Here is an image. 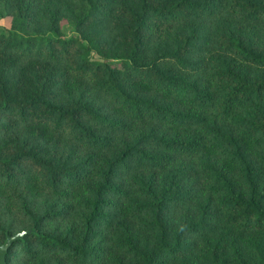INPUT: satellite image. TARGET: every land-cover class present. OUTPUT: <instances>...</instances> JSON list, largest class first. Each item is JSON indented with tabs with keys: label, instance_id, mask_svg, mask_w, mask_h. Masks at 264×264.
Wrapping results in <instances>:
<instances>
[{
	"label": "trees",
	"instance_id": "1",
	"mask_svg": "<svg viewBox=\"0 0 264 264\" xmlns=\"http://www.w3.org/2000/svg\"><path fill=\"white\" fill-rule=\"evenodd\" d=\"M6 19L0 247L31 232L7 264H264V0H0Z\"/></svg>",
	"mask_w": 264,
	"mask_h": 264
},
{
	"label": "rangeland",
	"instance_id": "2",
	"mask_svg": "<svg viewBox=\"0 0 264 264\" xmlns=\"http://www.w3.org/2000/svg\"><path fill=\"white\" fill-rule=\"evenodd\" d=\"M10 24H11V22H10L9 19L3 20V21L0 20V25L2 27L9 28ZM61 29H62V31L64 32V34L67 37H71V36H73L75 34L74 29L72 28V26L69 24V22L66 19L62 21ZM83 89H84V87H82V85L81 86H75V89H69V92L74 94V95H78V94L80 95ZM28 231H30V230H28ZM140 236H142V234ZM106 255H107V253H103L102 256H101L102 259H104L106 257ZM69 261L71 263L62 262V264H76V262L74 260H72V259H69ZM22 262L23 263H21V264H29V263L30 264H35V262H33V261H29V262L22 261ZM58 262L59 261H54V263H58Z\"/></svg>",
	"mask_w": 264,
	"mask_h": 264
},
{
	"label": "water",
	"instance_id": "3",
	"mask_svg": "<svg viewBox=\"0 0 264 264\" xmlns=\"http://www.w3.org/2000/svg\"><path fill=\"white\" fill-rule=\"evenodd\" d=\"M31 234L29 231L21 232L13 237L8 236L5 243L0 247V264H7V254L11 248V246L19 241L20 239L24 238L26 235Z\"/></svg>",
	"mask_w": 264,
	"mask_h": 264
}]
</instances>
